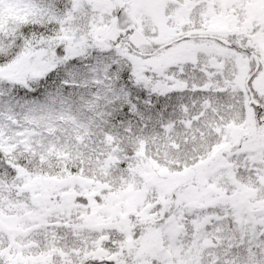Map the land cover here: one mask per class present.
<instances>
[{
  "label": "snow or ice",
  "instance_id": "obj_1",
  "mask_svg": "<svg viewBox=\"0 0 264 264\" xmlns=\"http://www.w3.org/2000/svg\"><path fill=\"white\" fill-rule=\"evenodd\" d=\"M0 264H264V0H0Z\"/></svg>",
  "mask_w": 264,
  "mask_h": 264
}]
</instances>
